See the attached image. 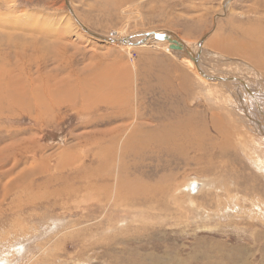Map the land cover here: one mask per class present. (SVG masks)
<instances>
[{
	"label": "rangeland",
	"instance_id": "1",
	"mask_svg": "<svg viewBox=\"0 0 264 264\" xmlns=\"http://www.w3.org/2000/svg\"><path fill=\"white\" fill-rule=\"evenodd\" d=\"M68 6L103 37L137 40L173 31L206 75L231 81L199 78L191 55L170 36L151 35L141 44L93 37ZM259 41L264 0H0V155L23 149L12 157L24 170L35 165L27 180L50 177L38 189L28 185L26 194L10 187L3 193L20 169L1 181L0 264H264V171L240 146H220L207 116L214 105L208 96L247 112L236 78L264 92V53L256 50L258 62L237 54ZM101 72L123 73L118 93L129 99L135 118L107 123L121 104L96 105L80 95H106V86L95 88L90 78ZM32 88L48 99L47 109L37 111L32 99L7 104L9 95ZM248 97L251 108L263 111L256 94ZM175 120L205 122L202 145L213 144L206 156L169 146L128 155L137 149L120 153L121 146L105 142L119 125L122 140L132 126L154 136ZM98 159L111 165L110 189L90 177ZM59 161L63 167L56 169ZM120 169L153 196L127 195L114 180ZM69 174L83 178L59 176Z\"/></svg>",
	"mask_w": 264,
	"mask_h": 264
},
{
	"label": "bare ground",
	"instance_id": "2",
	"mask_svg": "<svg viewBox=\"0 0 264 264\" xmlns=\"http://www.w3.org/2000/svg\"><path fill=\"white\" fill-rule=\"evenodd\" d=\"M66 4H67V1H66ZM170 32L172 33V36H170V37H172L176 43H178L180 46H182L177 39H179L183 43L182 47H184V49L187 51V53L189 55H191V58H192V55L195 56V54H193L194 52L177 36V34L175 32H173V31H170ZM143 36L144 35H142V37ZM112 39H115V42H117V40H118L117 43H120L119 39H121V38L115 37ZM124 39H126V38H124ZM137 39L139 40V38H137ZM126 41L131 42L133 40L128 38V40H126ZM7 43H8V41H7ZM263 43H264L263 41H259L255 44L252 43L253 46H244L240 49H237V54H241V52H242L245 55V57L252 59L254 62H258L256 50L260 51V55H261V53H264ZM125 44H132V43H125ZM220 44H221V47H223V45H225L222 43V41H220ZM237 45H238V47L240 46L239 41H237ZM259 59H260V57H259ZM192 60L194 61L193 64H194V67L197 71L199 78L201 77L203 79V77H204L206 79L205 81H207V80H218V81H223V82L231 81L228 77H220L219 78V77H213V76L206 75L207 73H205L201 69V67H200V65L196 59V56L194 59L192 58ZM122 74L123 73H119L118 75H117V73H108V75H106L107 76V78H106L105 72H101L98 75L95 74L96 77L95 76L90 77V78H92L93 82H98V84L96 85L95 88H98L99 86L101 87L103 85L106 86V89H103V90H105L106 95L98 94L99 90L97 91V93H93L94 91L88 92L87 90H86V92H87L86 93V92H81L80 91L81 89L79 90L81 92L80 95H84L83 99L85 101H88V99H90L92 102H95L96 105H97L98 101H100V100L108 102V103L109 102H117V103L121 104L113 110L111 117H109L107 119V123L122 121L126 117L127 118H135V114H136V113H134L135 110H130L127 108V106L130 108V104L128 102L129 99L126 98L123 101V98L121 96L122 93H118L119 85L118 86L116 85V79L119 80V78H122V77H120ZM231 77L234 78V76H231ZM124 78H125V76H124ZM19 79H21V78H19ZM101 79L104 81H102ZM234 80H236L238 83H241V87L244 90L243 94L241 96H242L243 102L246 103L244 107L247 110L248 114H247V112L243 113L240 110L235 111L233 109H229V107H228L229 105L225 104L223 102H219V99L217 96H208L207 101H209L210 103H212L214 105L212 106V108H209L207 110V112H209V113H207V116L210 118L211 126L213 127V130L217 134L218 140H220L218 142L220 144V146H222V147L227 146L229 141L233 145L240 146L242 148V150L244 151V153L246 154L245 156L250 159L251 163L253 165H255L256 168L264 171V119L262 118V115H264V112H263L264 111V92H261L257 89H250L248 87V84L240 78H236ZM16 82H18L17 87L20 88L23 86V82H25V80L16 81ZM93 82H91V84ZM119 82L120 81H118V84H119ZM93 87H94V85H93ZM7 88L8 87L4 88V86H3V90L7 89ZM33 90L34 89L32 88L29 91L24 92V93H15L13 95H9L8 99H7V104L15 105L19 101L27 103V101L29 102V100L32 99V102L31 103L29 102V103H30V105L32 104V106L37 111L41 107L44 109H47L48 99L46 97L44 98V96H41L42 93L39 91L34 90V91H36V93L34 94ZM43 90L47 91V89H45V88H43ZM250 93L256 94L258 99L259 100L261 99L262 105H263V111L261 109L260 112L257 113L255 111V109L258 110L260 108L255 107V106H253V108H251L252 103L248 97V95ZM48 96H49V94H48ZM86 96H90V97H86ZM49 100H52V99H49ZM84 105H87V104L84 103ZM24 106H26V104H24ZM28 106H26L27 107L26 110L29 109ZM87 106H90V105H87ZM20 107H21V105H20ZM20 107H18V109ZM41 115H42V112H40L36 116L41 117ZM108 115H109V113L106 116H104L101 120L97 121L96 124H101L102 121L105 120V118ZM239 121H242L244 124L239 125L238 124ZM181 123H183V122H181V120H179V121L175 120L174 122L171 123V125L165 126L163 129L159 130V132H157L158 134H156V135L153 134L154 136H149V135H151L149 132H145L144 134H140L141 130H139V128L137 126H132L130 131L125 134L124 138L122 137V140H120V138H121V136H123L124 131L122 130V126L119 125V126H116L115 128L109 129L110 132H108V133H110L111 136L109 135V137H107V139H105V142L108 141L107 146L110 149L111 148L114 149V148L121 146L120 153H121V151H123L125 153L129 149H137L131 153H127L128 155H130V154L136 155L140 150L145 151L148 149V151H152L158 147L169 146V147H176L174 152L178 151L179 154H181L184 150L185 151L191 150V151H194L197 156H200V157L206 156L207 153L209 152V150H211L213 144L209 143L208 148H206V147H204V145H202L203 141L208 136L206 133L205 122L203 123V127L192 126V125H190L189 120H186L184 122V124H182V125H181ZM249 129H253L254 133H252V131ZM104 132L105 131H102L101 134L104 135ZM105 135L107 136V134H105ZM142 137H145L146 139H142ZM101 139L104 140V137L102 136ZM116 141H120V144L117 146H113V143ZM92 143L95 145H98L97 140H93ZM182 143L184 144L183 147H181ZM13 149L15 152H17L18 150L24 151L23 149H19V148L15 149V147ZM149 149H151V150H149ZM220 149H224V148H220ZM14 151H10L7 155H2V154L0 155V185L1 186H3L1 184V181L4 178L9 177L10 174L12 175V173L14 171L20 169L18 172H16L18 177L15 179V182L14 183H12L11 181L8 182L7 183L8 187H7V185L4 187L3 193H5L7 190H9V187H10V188H14V189L19 188L20 194H22V193L26 194V192H28L27 191L28 185H33L35 189L36 188L38 189L40 186H44V184L48 180H50V177H48V176L46 179H42L40 181H34L32 179L27 180L28 176L32 173V171L34 173H36V171L33 170V168H35V165L32 164L33 162H31L30 166L27 170L20 168V165L24 164V162H19V160H17V159L15 160V158L12 157L15 154ZM24 154L25 153L23 152L21 154V156H24ZM112 154H115V153H112ZM4 156H5V159L2 160V158ZM8 158L12 159V161H10V159H8ZM93 162H96V166L93 169H91V171H90L91 179L99 180V181H106V183H104L102 187H106V188L110 189V187H111L110 182L113 181V171L110 170L111 165L108 163V161H102L101 159L95 160ZM7 164H10V167L6 169L5 165H7ZM60 166L63 167L62 162L59 161L55 167H56V169H58V167H60ZM124 167H125V164L123 165V167L121 169H123ZM121 169L116 173V178H114V180L116 182H118V184L121 186V188L123 189V191L127 195H129L131 197H137V196L151 197V196H153L154 191H143L142 190L144 188L143 187L144 185L140 180H137V178L129 179L127 176H125L123 174L121 176ZM59 171H61V170H59ZM59 176H61L62 179L63 178L64 179L70 178V176H72L73 178H83L81 176H74L72 174H69L66 177H64L62 175H59ZM24 182H26V183H24ZM64 182H66V180ZM19 183H21V184H19ZM132 185H133L134 190L129 189V188H125V187H130ZM34 194H35V192H33V196H34ZM56 195H58V194L56 193ZM36 196H37V194H36ZM116 198H118V197H116ZM109 199H112V197H110ZM25 201H28V198H26L24 200V202ZM121 201L122 200H120V202ZM117 202H119V201H117Z\"/></svg>",
	"mask_w": 264,
	"mask_h": 264
},
{
	"label": "water",
	"instance_id": "3",
	"mask_svg": "<svg viewBox=\"0 0 264 264\" xmlns=\"http://www.w3.org/2000/svg\"><path fill=\"white\" fill-rule=\"evenodd\" d=\"M69 8V6H68ZM69 11L71 12V14L73 15V17L76 19L75 15L73 14V12L71 11V9L69 8ZM77 23L79 24V26L81 27V29H83L84 31H86L89 35L93 36V37H96V38H99V39H104V40H107V41H115V39H112V38H109V37H103L97 33H94L92 31H89L83 24H81L77 19H76ZM153 34L154 37L156 38H164V37H168L170 38L169 36H172V33L170 31H154V32H149V33H145L143 34L144 36L141 38V39H134L133 41H126L128 40V38L124 39V38H121L119 39V42L120 43H132V44H140V43H144L148 40V38ZM179 41V43L183 46V43L177 39ZM118 42V40H117ZM192 58L194 59L195 56L192 55Z\"/></svg>",
	"mask_w": 264,
	"mask_h": 264
}]
</instances>
